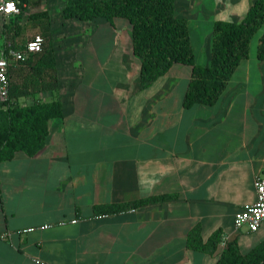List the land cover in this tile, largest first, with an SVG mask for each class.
I'll return each instance as SVG.
<instances>
[{
	"label": "crops",
	"instance_id": "0c3cea01",
	"mask_svg": "<svg viewBox=\"0 0 264 264\" xmlns=\"http://www.w3.org/2000/svg\"><path fill=\"white\" fill-rule=\"evenodd\" d=\"M254 1H174L196 62L210 60L215 21H240ZM61 42H53L58 88L30 85L15 99L60 100L62 117L49 120L36 154L0 163V235L10 234L0 238V264H217L219 244L214 254L187 246L197 225L204 241L220 232L242 253L264 241V223L254 232L233 227L235 213L256 200L255 178L264 177L257 49L214 104L185 106L191 72L172 67L141 84L128 21L79 20ZM11 79L20 82L18 73ZM158 195L171 197L96 217L103 206Z\"/></svg>",
	"mask_w": 264,
	"mask_h": 264
},
{
	"label": "trees",
	"instance_id": "16d2710c",
	"mask_svg": "<svg viewBox=\"0 0 264 264\" xmlns=\"http://www.w3.org/2000/svg\"><path fill=\"white\" fill-rule=\"evenodd\" d=\"M17 1L21 5L24 0ZM174 1L66 0L62 12L65 18L82 21L97 17L105 18L112 24L115 18L128 21L131 27V48L140 60V81L143 86H149L156 78L167 74L173 65L190 66L191 78L184 95L185 106L214 104L225 91L238 65L248 58L249 42L259 30L262 33L258 38L256 55L264 61V0H255L240 21H215L210 60L205 65L195 61L187 21L175 15ZM24 9L22 7V11ZM5 33V49H22L29 40L25 37V29H17L13 24L5 26ZM51 33L47 21L41 28V51L31 53L24 60L9 66V97L0 101V163L13 158L18 152L28 156L36 154L45 144L49 120L62 117L60 100L25 105L15 103V99L19 98L16 96L27 94L30 85L32 89H37L36 92L58 88ZM13 72L20 76L18 85L11 79ZM170 197L151 196L131 203L103 206L99 211H128ZM219 241L220 232L213 233L204 241L201 228L197 225L188 233L187 246L214 254L218 250ZM218 254L217 264H264V241L242 253L237 242L230 240L227 247Z\"/></svg>",
	"mask_w": 264,
	"mask_h": 264
},
{
	"label": "built area",
	"instance_id": "2783aa9c",
	"mask_svg": "<svg viewBox=\"0 0 264 264\" xmlns=\"http://www.w3.org/2000/svg\"><path fill=\"white\" fill-rule=\"evenodd\" d=\"M26 3L22 2L19 5L17 0H0V15L8 17L11 15H19L22 12V7ZM43 44V37L40 33L34 34L24 45L22 49H3L0 51V101H5L9 97V78L8 71L10 64L24 60L29 54L41 51ZM254 187L256 191V200L254 203L247 205L244 209L238 211L234 215L233 227L235 232L242 229H248L251 232L257 231L264 223V177L257 176L254 180ZM125 211H120L123 213ZM110 216V213H99L97 218ZM72 223L77 222V219L71 220ZM50 225H41L39 229H47ZM36 227H29L23 229L24 231H34ZM21 232V231H19ZM10 236L9 233L1 234L0 238ZM230 241V236L222 234L220 236L219 248L225 249Z\"/></svg>",
	"mask_w": 264,
	"mask_h": 264
},
{
	"label": "rangeland",
	"instance_id": "374dc122",
	"mask_svg": "<svg viewBox=\"0 0 264 264\" xmlns=\"http://www.w3.org/2000/svg\"><path fill=\"white\" fill-rule=\"evenodd\" d=\"M65 2L66 0H29L19 16L10 18L0 16V51L7 46L5 26H10V24H13L17 29H25V37L30 39L34 34L41 33L42 26L48 21L52 31L53 42L55 41L60 45L64 38L71 39L79 19H70L63 16L62 10ZM261 33L262 31L259 30L249 42V54L251 56L254 55V51L257 49V39ZM209 55L206 54L205 59L207 56L209 58ZM176 67H181L183 71L191 72L190 66L173 65V68Z\"/></svg>",
	"mask_w": 264,
	"mask_h": 264
}]
</instances>
